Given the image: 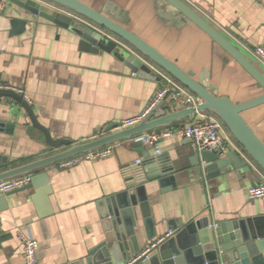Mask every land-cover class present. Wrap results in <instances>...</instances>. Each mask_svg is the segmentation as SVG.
Segmentation results:
<instances>
[{"label":"crops","instance_id":"1","mask_svg":"<svg viewBox=\"0 0 264 264\" xmlns=\"http://www.w3.org/2000/svg\"><path fill=\"white\" fill-rule=\"evenodd\" d=\"M79 1L135 33L182 71H191L193 79L211 86L216 96L239 104L262 93L241 66L166 1ZM183 1L264 73V67L250 55L258 44L264 46V0ZM12 19L24 21L17 24L19 33L12 30ZM148 65L157 75L161 71L150 62ZM160 83L156 78L131 73L103 51L79 49V37L72 30L31 16L11 0L0 13V86L11 91L24 89L28 100H23L53 139L74 143L92 140L111 123L141 113ZM163 103L165 111L176 109L168 98ZM19 107L11 97L0 96V122L14 124L13 130L0 128V156L8 160L0 170L57 151L47 146L43 133L31 124L23 109L19 113ZM241 115L264 142V103ZM189 120L186 116L149 131L176 128ZM132 140L114 142L106 158L69 168H59L56 163L45 166L40 171L46 173L48 189L7 195L0 211V264H23L19 231L37 241V264L84 259L105 237L98 201L122 190L127 177L154 151L152 146H137ZM159 147L166 163L179 161V165L174 173L175 188L168 186L161 191L157 181L145 185L157 243L174 234L167 229L168 223L176 227L206 215L214 222L264 216V198L251 200L246 194L260 177L244 157L233 153L246 165L237 168L230 163L222 174L207 178L190 162L188 153L194 147L188 139L170 137ZM138 226L142 246L145 236L140 215ZM114 264L123 261L118 259Z\"/></svg>","mask_w":264,"mask_h":264},{"label":"water","instance_id":"2","mask_svg":"<svg viewBox=\"0 0 264 264\" xmlns=\"http://www.w3.org/2000/svg\"><path fill=\"white\" fill-rule=\"evenodd\" d=\"M164 1L202 30L215 45L222 48L260 86L262 93L239 104L233 103L226 96H216L211 86L201 83L200 80H194L191 71H182L135 33L122 28L79 0H11L31 16H39L72 30L79 37V49L89 53L103 51L110 54L131 73L159 80L157 73L148 65L150 62L162 72L169 74L178 84L186 87L198 98L199 104L196 109L185 107L165 111L162 109L164 103L160 101L137 125L113 130L118 126V122H114L103 130V134L92 140L74 143L68 139L51 138L48 130L35 120L30 106L21 95L10 89L0 88V96L11 97L17 101L20 106L19 113L20 108L23 109L31 124L43 133L47 146L57 150L36 160L0 170V180L27 172L32 173L30 183L27 185L0 194V211L5 208L3 200L9 194L27 189H35V191L40 188L48 189L49 180L46 173L40 171L45 166L119 140L133 139L139 134L169 125L186 116L191 119L196 110L210 112L220 120L245 154L264 172V142L255 135L241 115L243 111L264 103V73L183 0ZM10 24L12 30L19 33L17 24H24V21L12 19ZM145 60L148 62H144ZM0 128L6 131L13 130L14 124L0 122ZM132 141L134 145H142L141 141ZM188 156L191 164L197 165L201 174H205L207 178L222 174L230 163L237 168L246 165L233 152L221 157L206 150L199 152L192 148ZM7 164V158L0 156V169ZM201 164L205 167L202 168ZM178 165L179 161L166 163L162 154L153 151L150 158L140 163L127 177L122 190L98 201L104 240L89 250L84 259L68 264H114L118 259L124 263L146 249L148 255L139 258L134 264H264V216L214 222L206 215L192 218L176 227L168 223L167 229L172 230L174 234L162 242L157 243L154 240L156 233L148 197L145 194V185L157 181L161 191L168 189V186L175 188L174 173ZM137 212L145 236V244L142 246L139 245L141 234ZM151 244L154 245L150 248Z\"/></svg>","mask_w":264,"mask_h":264},{"label":"built area","instance_id":"3","mask_svg":"<svg viewBox=\"0 0 264 264\" xmlns=\"http://www.w3.org/2000/svg\"><path fill=\"white\" fill-rule=\"evenodd\" d=\"M9 0H0V13L4 12ZM250 55L256 63L261 64L264 67V46L258 44L251 51ZM159 80L161 81L160 87L151 94L147 100V104L144 110L137 114L124 118L118 122V126L114 130L127 129L134 125H137L139 121L147 116V114L158 104L160 101L169 99L172 106L176 109L185 107H192L196 109L199 104L198 98L192 94L186 87L178 84L169 74L166 72L158 71ZM0 88H3L0 86ZM3 89H9L4 87ZM16 94L21 95L24 99L28 100V96L24 89L17 88L12 89ZM195 116V117H194ZM178 136L183 139H188L195 150L208 151L220 156L228 152L236 153L240 157H244L246 161L252 165L253 169L259 175V181L247 188L246 194L249 199H262L264 198V172L260 169L255 162L248 157L243 149L237 144L234 138L230 136L223 123L218 120L210 112L195 111L193 118L186 122L184 125L176 128H166L159 131H148L139 134L133 138L134 141H141L144 145H150L153 147L156 154H160L159 144L162 140L167 138ZM114 147V143L109 145L94 148L91 151L77 153L73 156L64 158L56 162L59 168H69L82 161H93L96 159L106 158L111 155ZM32 173H24L16 176H12L7 179L0 180V194L8 193L12 190L19 189L28 183H30ZM17 238L22 244V259L23 264H37L36 250L37 241L30 235L19 231ZM154 244H151L150 248ZM149 248V249H150ZM148 255V249L142 251L141 254L132 258L123 264H134L139 258L146 257Z\"/></svg>","mask_w":264,"mask_h":264}]
</instances>
